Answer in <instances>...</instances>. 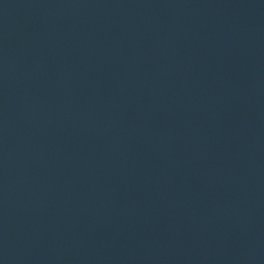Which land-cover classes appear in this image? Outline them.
<instances>
[{"label":"water","instance_id":"1","mask_svg":"<svg viewBox=\"0 0 264 264\" xmlns=\"http://www.w3.org/2000/svg\"><path fill=\"white\" fill-rule=\"evenodd\" d=\"M0 264H264V0H0Z\"/></svg>","mask_w":264,"mask_h":264}]
</instances>
